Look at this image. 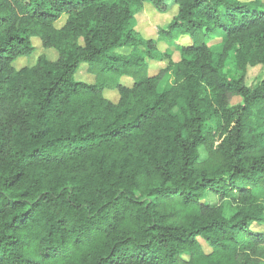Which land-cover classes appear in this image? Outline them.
Wrapping results in <instances>:
<instances>
[{"label":"trees","instance_id":"obj_1","mask_svg":"<svg viewBox=\"0 0 264 264\" xmlns=\"http://www.w3.org/2000/svg\"><path fill=\"white\" fill-rule=\"evenodd\" d=\"M147 5L177 10L147 34ZM256 64L264 0H0V264H263Z\"/></svg>","mask_w":264,"mask_h":264},{"label":"rangeland","instance_id":"obj_2","mask_svg":"<svg viewBox=\"0 0 264 264\" xmlns=\"http://www.w3.org/2000/svg\"><path fill=\"white\" fill-rule=\"evenodd\" d=\"M242 1H254V0H242ZM148 6V7H147ZM144 7L143 11L138 14V20H139V25H138V29L142 30L143 28L149 26L150 28V32L147 34H154V31L156 30V27L158 25H163V24H166L170 21L171 17L174 16V14L176 13V6H173L171 8V10L167 13H160L158 12L152 5H147ZM155 9H153L152 7ZM65 18V17H64ZM64 20V19H63ZM63 20L59 21L58 25H62L63 24ZM158 28V27H157ZM224 31H220V32H217L215 34V36L209 40V45L213 48V49H216V50H221L222 47H223V42H224V34H223ZM180 37L178 38H174L175 39V43L172 44V46H170V51H171V54H172V58L173 60L176 62V61H179L180 59V50L179 48L177 47L176 43H178L180 41ZM161 42L163 41V43L160 44V48L162 50H165L166 49V43L164 42H171L169 40V38L167 36H162L161 38ZM34 44L36 46V50L35 52L31 55V56H27V57H20L18 58L15 62H14V65L16 66V68H21V67H24V66H30V65H33L38 56L40 54H47L48 57L50 59H54L56 58V53L55 51L53 50H46L42 47L41 45V42L37 39L34 40ZM130 49L128 48H124L122 50H120V52H123V53H127L129 52ZM167 62H160V63H152L151 64V69H150V73H154L157 71L158 68H160L161 66H164ZM223 70L230 76H238L239 75V72H238V69H237V65H236V62L234 60V58L231 56L230 58H228L226 60V63L223 67ZM77 78L80 79V80H85V81H92V76L89 75L88 71H87V66H83L78 72H77ZM264 78V66L262 64H256V65H250L248 67V70H247V73H246V82L247 84L249 85H254L256 84L257 82H259L260 80H262ZM123 81L131 84V80L128 79V78H124ZM174 82V76L172 74V72H169L164 80L162 81L161 83V88H168L169 86H171ZM106 95L107 97L111 98V99H115V95H116V91H106ZM241 99L239 97H235L233 100H232V103L233 104H236L240 101ZM214 124V122L212 123ZM213 127H215L213 125ZM219 142V140L217 141V143ZM203 154H204V151L202 150ZM216 199V197H215ZM222 202L225 204L226 206V215L227 216H231L234 212H235V204L232 200L230 199H224L222 200ZM264 229V226L260 227V229ZM264 264V263H263Z\"/></svg>","mask_w":264,"mask_h":264},{"label":"crops","instance_id":"obj_3","mask_svg":"<svg viewBox=\"0 0 264 264\" xmlns=\"http://www.w3.org/2000/svg\"><path fill=\"white\" fill-rule=\"evenodd\" d=\"M180 60V59H179Z\"/></svg>","mask_w":264,"mask_h":264}]
</instances>
